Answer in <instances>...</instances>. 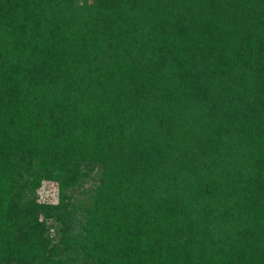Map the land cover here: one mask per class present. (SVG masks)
<instances>
[{"label":"trees","instance_id":"16d2710c","mask_svg":"<svg viewBox=\"0 0 264 264\" xmlns=\"http://www.w3.org/2000/svg\"><path fill=\"white\" fill-rule=\"evenodd\" d=\"M0 264H264V0H0Z\"/></svg>","mask_w":264,"mask_h":264},{"label":"rangeland","instance_id":"374dc122","mask_svg":"<svg viewBox=\"0 0 264 264\" xmlns=\"http://www.w3.org/2000/svg\"><path fill=\"white\" fill-rule=\"evenodd\" d=\"M37 197L43 202H55L57 200L56 184L51 181H42L37 190Z\"/></svg>","mask_w":264,"mask_h":264}]
</instances>
